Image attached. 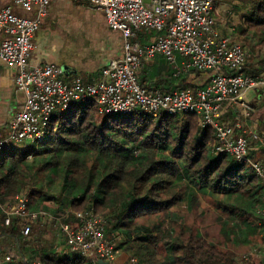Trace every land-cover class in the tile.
<instances>
[{"label": "trees", "instance_id": "16d2710c", "mask_svg": "<svg viewBox=\"0 0 264 264\" xmlns=\"http://www.w3.org/2000/svg\"><path fill=\"white\" fill-rule=\"evenodd\" d=\"M233 3L245 11L239 38L252 32L244 40L255 50L264 44V0ZM154 60L141 64L138 80L144 87L166 93L192 90L198 86L192 76L204 74L191 70L175 78L172 71L166 77H151L146 65L152 66ZM242 73L259 78L264 59L251 57ZM225 114L223 121L228 123ZM248 142V161L241 162L229 154L214 153L215 130L202 128L196 115L153 116L139 110L106 115L99 113L95 102L74 103L52 115L37 149L22 154L5 148L0 153V264L6 256L11 262L5 264H82L85 259L67 245L61 228V222L75 223L71 210L93 211L106 218V236L123 235L122 245L130 247L142 264H243L242 256L179 223L181 216L173 208L184 200L183 195L193 208L197 191L219 193V208L228 214L221 221L224 235L228 238L236 228L246 233L248 242L260 235L264 241V180L250 164H264V149L253 137ZM58 186L63 196L60 205L51 207L46 202L56 201ZM25 190L29 209L46 213L52 226L58 227L51 241H43L46 221L12 217L6 224L4 205L15 203ZM139 218L153 221L138 224ZM24 226L30 227L28 236L22 233ZM38 226L42 232L36 236ZM58 236L62 243L57 245ZM58 248L63 251L57 253ZM246 264H264V257Z\"/></svg>", "mask_w": 264, "mask_h": 264}, {"label": "built area", "instance_id": "2783aa9c", "mask_svg": "<svg viewBox=\"0 0 264 264\" xmlns=\"http://www.w3.org/2000/svg\"><path fill=\"white\" fill-rule=\"evenodd\" d=\"M89 1L93 9L104 15L107 26L121 32L125 41L124 57L112 60L92 83H85L78 73L56 64L33 67L29 63L34 36L49 13L52 0H12L0 11V59L16 71V89L25 95L21 110L6 125L8 137L0 131V153L10 143L39 145L54 113L66 111L74 103L90 101L95 102L100 114L106 115H128L136 110L153 116L196 115L202 128L215 130L214 153L229 154L241 162L248 161V137L264 149V137L245 129L255 112L252 97L264 88V81L242 73L250 51L232 34L222 32V23L215 18L217 0ZM15 7L34 12L35 17L19 16ZM141 29L166 31V35L149 44H132L130 39L136 38V31ZM175 53L185 59L180 65ZM157 54L176 65L175 78L191 70L208 74L207 86L169 93L142 86L138 80L141 64L153 61ZM232 110L241 116H236L233 123L224 122V113ZM250 164L264 180V164ZM29 203V196L21 193L11 208L3 207L6 224L12 217L47 219L46 213L32 212ZM72 214L75 223L61 222L62 231L67 245L89 264H142L134 256L120 262L117 243L106 236V218L93 211ZM22 233L28 236L30 227L24 226ZM9 262L11 257L6 256L3 264Z\"/></svg>", "mask_w": 264, "mask_h": 264}, {"label": "rangeland", "instance_id": "374dc122", "mask_svg": "<svg viewBox=\"0 0 264 264\" xmlns=\"http://www.w3.org/2000/svg\"><path fill=\"white\" fill-rule=\"evenodd\" d=\"M73 3V9L70 12L68 10V14L66 12V16L69 15L71 18H78V23L81 25H78V28L81 29L83 26H85V23H90L96 25L102 18L103 15L99 12H94L92 15L85 14L82 11H79L78 8H81L82 6H91V2L89 0H71ZM78 10V11H76ZM215 10L218 11V15H216L215 12V18L218 22L222 23L221 28L223 31H225L226 34H232L235 38V40L240 43L242 46H244L246 49L250 51V58L255 57L257 60H263L264 59V44H259L256 46V49L253 50L252 46H249L247 41L244 40L246 37H251L252 32H248L245 34L243 39L239 38V30L238 28L243 25L245 22V11L243 10H237L234 6L233 0H217ZM167 22H170V19L167 20ZM84 28V27H83ZM84 34L93 36L95 35L96 38H100L99 35L96 32L90 31L88 27L85 26L83 29ZM137 37L130 39V42L133 44V42H139L142 45L143 44H149L152 41H157L160 37H163L166 35V31H157L155 29H141L140 31H136ZM97 34V35H96ZM79 42V38L77 40V43ZM177 63L180 65L185 59L181 57L180 54L175 53ZM249 58V59H250ZM176 65H171L170 62L167 60L165 56L162 54H157L152 66L151 64L146 65V72H148L151 75H159L160 77H166L169 74L174 72L176 70ZM147 75V73L145 74ZM202 76V75H201ZM152 77V76H151ZM195 77H197L195 75ZM260 80L264 81V73L259 77ZM207 86V84L203 85ZM198 86H195V89H197ZM201 88V87H199ZM194 88L192 90H195ZM261 98H258V97ZM257 97V99L255 98ZM254 102L255 112L252 114V117L250 120H248L247 125L245 126V129L251 130L253 133H257V131L261 130V127L258 125H255L257 119H260L261 122L264 123V88H260V90H257L255 94L253 95L252 99ZM225 114V113H224ZM183 115V114H180ZM236 116H241V113L237 111V114L234 116L233 120L236 118ZM224 117V116H223ZM244 122V121H243ZM199 124V121H198ZM260 129V130H259ZM4 135V137H8V130H2L1 131ZM260 135V133H258ZM262 136V135H260ZM44 143V142H43ZM42 143V144H43ZM255 147V145H252ZM7 148H16L20 150V152L25 153L28 151L29 148L35 150L37 149V145L35 143H10V145L7 146ZM31 157H29L30 159ZM24 193L25 191H21L18 194ZM59 186L55 188L54 196L55 200L54 202H46L47 205L51 207H57L60 205V198L63 196L61 194ZM183 195V193H181ZM184 200L180 202L178 206L173 208V211L176 213H179L181 216V219L179 223L186 224L188 227L192 228L193 231L196 233L204 235L209 241L212 243L220 246L223 250H230L238 255L243 257V264H246L250 259L254 260H260V258L264 257V241L261 240L262 235H260L259 238L255 239L252 238L247 241V235L244 232L238 233V229L234 228V231L232 232V229L229 233V237L227 238L224 235L223 229H222V220L226 219L227 213H225L223 210L219 208V203L222 200V195L217 194H210V195H203L201 192L197 191L196 198L194 199V207L192 208L190 201L186 196H184ZM13 204H5L4 207H12ZM32 212H36L35 209H31ZM73 211V210H71ZM39 212V211H37ZM51 217V216H50ZM50 220H52L50 218ZM49 220V221H50ZM45 226H43L44 235H43V241H51L52 235L54 233V230H58V227L52 226V224L46 219L45 220ZM153 221V218H139L137 220L138 224H150ZM235 222L237 224H240L239 219H235ZM255 223L258 225L261 224L259 220H257ZM167 229V225H166ZM41 227H36L34 229V233L36 236L41 233ZM109 239H114L117 243V252L118 256H123L124 259H127V257L134 256L137 257L133 251L130 249V247L126 245H122L123 240L126 239L121 234H116L115 236L109 237ZM56 244H61L62 239L60 236L56 237L55 240ZM43 243V242H42ZM62 248V247H61ZM58 248L56 250L57 253L63 251V249ZM162 250V246L158 248V254L160 255ZM122 261V260H121ZM82 264H88L86 261H84Z\"/></svg>", "mask_w": 264, "mask_h": 264}, {"label": "crops", "instance_id": "0c3cea01", "mask_svg": "<svg viewBox=\"0 0 264 264\" xmlns=\"http://www.w3.org/2000/svg\"><path fill=\"white\" fill-rule=\"evenodd\" d=\"M11 4L12 0H0V11ZM72 6L71 0H52L48 15L42 20L40 28L34 36V49L29 63L33 67L56 64L67 69L68 72L78 73L85 83H92L99 78L102 70L112 60L124 57V37L121 32L112 30L107 26L102 13L103 18L96 25L92 22L85 23V26L90 31L96 32L100 38H96L95 35L84 34L85 26L81 29L78 28V25H81L78 23V18L65 15L66 12L69 13L68 10L72 11ZM78 9L89 15L98 12L91 6H82ZM14 11L22 17H35L34 12L27 13L18 7H15ZM216 15H218L217 10ZM221 30L225 33L222 28ZM78 38L79 42L77 43ZM5 66L12 72H5L0 75V131L7 129L8 121L21 110L25 101V95L16 89V71L0 59V68ZM207 77L206 74H202L198 78L192 76V81L198 86H202L208 83ZM255 98L257 99V97ZM236 114V110L227 111L225 114L227 121L233 123ZM262 123L260 119H257L255 125L259 124L261 130H256V132L264 137ZM118 257L120 262L127 260L121 255Z\"/></svg>", "mask_w": 264, "mask_h": 264}, {"label": "snow or ice", "instance_id": "6c2138e0", "mask_svg": "<svg viewBox=\"0 0 264 264\" xmlns=\"http://www.w3.org/2000/svg\"><path fill=\"white\" fill-rule=\"evenodd\" d=\"M5 72L11 73L12 70L8 69L6 66L3 68H0V75H3Z\"/></svg>", "mask_w": 264, "mask_h": 264}, {"label": "water", "instance_id": "95a60500", "mask_svg": "<svg viewBox=\"0 0 264 264\" xmlns=\"http://www.w3.org/2000/svg\"><path fill=\"white\" fill-rule=\"evenodd\" d=\"M64 69H65V68H64ZM99 264H105V263L101 261V262H99Z\"/></svg>", "mask_w": 264, "mask_h": 264}]
</instances>
